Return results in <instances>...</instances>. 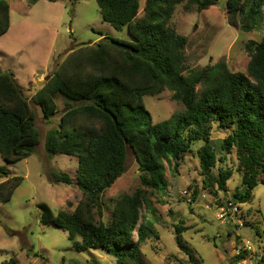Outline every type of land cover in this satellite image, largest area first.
Wrapping results in <instances>:
<instances>
[{"label": "trees", "instance_id": "trees-1", "mask_svg": "<svg viewBox=\"0 0 264 264\" xmlns=\"http://www.w3.org/2000/svg\"><path fill=\"white\" fill-rule=\"evenodd\" d=\"M184 1L200 11L220 0H144L142 11L140 0H96L101 18L118 30L126 27L132 40L100 32L98 41L71 47L30 97L12 71L0 70V155L9 164L30 156L41 141L34 105L49 119L59 112L57 98L64 99L57 126L44 137V149L48 155L77 158L81 197L71 210L55 211L43 202L38 207L41 223L64 228L77 251L100 248L117 264H144L141 246L154 233L140 213L150 205L147 190L164 189L167 174L178 170L198 142L203 182L211 193L225 190L234 172L223 165L225 155L235 151L241 183L220 207L229 208L231 203L241 211L240 204L252 201L254 188L264 184V36L246 42L249 60L244 72H234L220 60L186 73L187 37L170 24L176 6ZM224 6L231 17H238L243 32L263 23L264 0H224ZM9 27L10 4L0 0V36ZM165 89L182 108L153 122L144 96ZM214 128L227 133L215 140ZM128 146L146 189L120 196L107 220L102 196L125 171ZM217 166L215 175L212 169ZM0 173L5 175L0 201L7 202L23 177L8 176L1 167ZM51 177L73 183L66 172L53 171ZM238 212L227 211L228 220ZM187 229L176 225L175 239L192 260V250L182 239ZM14 263L12 258L0 262Z\"/></svg>", "mask_w": 264, "mask_h": 264}, {"label": "rangeland", "instance_id": "rangeland-1", "mask_svg": "<svg viewBox=\"0 0 264 264\" xmlns=\"http://www.w3.org/2000/svg\"><path fill=\"white\" fill-rule=\"evenodd\" d=\"M8 2L10 27L0 36V70L12 71L27 97L71 47L98 41L100 32L132 40L126 27L118 30L101 18L96 0ZM143 4L144 0H140V11ZM170 24L187 37L186 73L220 60L232 71L244 72L249 60L246 42L259 41L264 36V18L260 28L243 32L238 17L228 14L224 0L200 11L184 1L176 6ZM171 95L172 92L165 89L144 96L153 122L163 121L182 108ZM57 101L59 112L49 119L34 105L41 141L30 156L9 164L0 155V167L8 170V176L23 177L10 200L0 201V262L12 258L14 264H75V261L117 264L113 256L100 248L77 251L67 239L64 228L41 223L39 203H46L55 211L71 210L81 197L75 177L77 158L61 153L48 155L44 149V137L57 126L64 108V99L59 97ZM226 133L224 129L214 128L211 137L219 140ZM201 144H194L180 161L178 170L167 174L168 184L164 189L147 190L150 205L142 207L140 213L151 222L154 233L141 246L144 264H228L241 238L255 242L253 264H264V184L260 182L254 188L252 201L240 204V215L235 214L230 221L228 217L220 219V206L232 199L231 195L241 183L238 161L234 150L225 155L223 165L234 172L225 190L211 193L205 187L199 166ZM53 171L68 173L73 183L55 181L51 177ZM212 172L216 175L218 166ZM140 177L135 155L128 146L125 171L102 196L103 218L110 219L120 196L146 189ZM4 179L5 175L0 173V182ZM239 219L244 221L241 227L237 225ZM176 225L188 228L182 233V239L192 250V260L176 243Z\"/></svg>", "mask_w": 264, "mask_h": 264}, {"label": "built area", "instance_id": "built-area-1", "mask_svg": "<svg viewBox=\"0 0 264 264\" xmlns=\"http://www.w3.org/2000/svg\"><path fill=\"white\" fill-rule=\"evenodd\" d=\"M219 211L220 213L218 214V217L225 220L227 218V211L232 213L236 211L238 212L239 210L236 205L231 206V203H229V208L220 207ZM238 213L241 214V211ZM237 222L240 226L244 223L243 219H239ZM255 252V242L248 238H241L238 244L233 248L228 264H253L252 260H254L253 256Z\"/></svg>", "mask_w": 264, "mask_h": 264}, {"label": "water", "instance_id": "water-1", "mask_svg": "<svg viewBox=\"0 0 264 264\" xmlns=\"http://www.w3.org/2000/svg\"><path fill=\"white\" fill-rule=\"evenodd\" d=\"M48 78H49V74L44 77L43 81L37 83V85L40 86V85L44 84L47 81Z\"/></svg>", "mask_w": 264, "mask_h": 264}, {"label": "crops", "instance_id": "crops-1", "mask_svg": "<svg viewBox=\"0 0 264 264\" xmlns=\"http://www.w3.org/2000/svg\"><path fill=\"white\" fill-rule=\"evenodd\" d=\"M101 38H102V36L99 39H101Z\"/></svg>", "mask_w": 264, "mask_h": 264}]
</instances>
